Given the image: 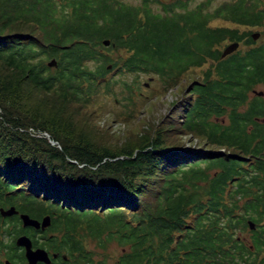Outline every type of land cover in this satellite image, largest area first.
I'll list each match as a JSON object with an SVG mask.
<instances>
[{
	"label": "trees",
	"instance_id": "obj_1",
	"mask_svg": "<svg viewBox=\"0 0 264 264\" xmlns=\"http://www.w3.org/2000/svg\"><path fill=\"white\" fill-rule=\"evenodd\" d=\"M193 2L0 0V206L18 211L0 214L3 257L25 259L26 234L54 264H105L90 241L121 246L113 264H264V40L250 37L264 36V2ZM194 68L120 143L84 111L101 94L129 108L141 76L167 91ZM23 212L50 225L24 227Z\"/></svg>",
	"mask_w": 264,
	"mask_h": 264
},
{
	"label": "rangeland",
	"instance_id": "obj_2",
	"mask_svg": "<svg viewBox=\"0 0 264 264\" xmlns=\"http://www.w3.org/2000/svg\"><path fill=\"white\" fill-rule=\"evenodd\" d=\"M128 2H134L135 0H126ZM200 0H194V3H197ZM225 0H213L212 6H216L218 3ZM264 2V0H263ZM264 7V3L263 6ZM219 22L217 21L216 24ZM253 32H260L258 30H252ZM264 40V36H259L255 41V44L258 45L260 42ZM231 43V42H229ZM224 43V46L229 44ZM223 46V47H224ZM223 47L221 49H223ZM244 46L240 45V49L242 50ZM114 55V53L112 54ZM110 66V65H109ZM108 66V68H109ZM200 68H194L193 71H190V77H187L186 80L181 83V85H177L175 87L169 88L167 91H163L160 82L156 81L152 76L143 75L140 77L139 82L142 85L141 91L143 92L141 95H137L133 104H128L129 108L120 104L115 105L112 103L113 98L110 95L101 94L98 97H95L93 100V104L87 106L84 111L91 112V119L96 123L98 130L103 134V140H105L108 144L114 145L120 143L123 139H125L129 133L136 132L142 125L147 122L157 123L159 121V117H162L166 114L167 110L171 106V103L177 100L180 96V88L184 85V82L188 79H191L193 76L200 75ZM125 78H132L131 75H126ZM120 90L116 87V92ZM255 90H261L264 93V84H260L256 86ZM116 102V101H115ZM117 104V103H116ZM129 110L133 113L128 118L126 116L121 115L124 112L128 113ZM138 112V113H137ZM1 114V109H0ZM224 120V117H220ZM34 129V136H38L35 133L37 132L35 127H29ZM29 131V129H27ZM185 147L192 148L194 146L201 145L200 139L197 137H192L191 134L185 135ZM45 137V136H44ZM46 138V137H45ZM50 142V141H49ZM50 144H52L50 142ZM3 207V206H0ZM241 238H244L247 242L250 240L249 232H237ZM4 242L8 241L6 237ZM90 249L97 251L100 255H94V259L102 260L105 256V264H113L115 262V257L121 253V246L116 244L115 242L110 243L107 246V249L99 248L94 241H90L87 245ZM3 254H0V259L2 260Z\"/></svg>",
	"mask_w": 264,
	"mask_h": 264
},
{
	"label": "water",
	"instance_id": "obj_3",
	"mask_svg": "<svg viewBox=\"0 0 264 264\" xmlns=\"http://www.w3.org/2000/svg\"><path fill=\"white\" fill-rule=\"evenodd\" d=\"M264 10V7H263ZM260 36L259 32H253L251 33V37L253 38V40H256L258 37ZM102 43L107 46L110 43L109 39H104L102 40ZM239 43L237 41L235 42H231L229 44H227L224 49L222 50L221 53V57H225L229 54H231L232 52H234L237 48H238ZM48 66L53 67L56 66V60L55 59H51L47 62ZM110 68V66H109ZM253 94H256L258 96H263L264 93L261 90H254ZM18 211L14 209V207H8V208H3L0 207V214L2 216H10L12 214H17ZM19 218L21 220L22 226L24 227H33L35 229H41L44 230L46 227H48L50 225V216L49 215H45L43 216L41 219H37L34 217H31L28 213H19ZM248 225L250 228H254L255 227V223L252 222L251 220L248 221ZM15 245L18 247H22L24 249V258L28 261V264H36L37 262H43L46 264L50 263V255L48 253V251H46L44 248L42 247H33L32 244V240L30 239L29 236H27L26 234H21L18 235L15 238L14 241ZM57 255L54 253L52 254V257H56ZM63 258H66L63 255ZM5 264H13L9 259L4 260Z\"/></svg>",
	"mask_w": 264,
	"mask_h": 264
},
{
	"label": "flooded vegetation",
	"instance_id": "obj_4",
	"mask_svg": "<svg viewBox=\"0 0 264 264\" xmlns=\"http://www.w3.org/2000/svg\"><path fill=\"white\" fill-rule=\"evenodd\" d=\"M260 33V32H259ZM251 37V36H250ZM252 38V37H251ZM259 38V37H258ZM252 40H253V38H252ZM257 40V39H256ZM256 40H253L254 42L256 41ZM226 46V45H225ZM224 46V47H225ZM224 47H223V49H224ZM222 49V50H223ZM249 229L250 230H253V229H255V227L254 228H250L249 227ZM250 236V235H249ZM15 241V240H14ZM15 244V243H14ZM18 247V246H17ZM34 247V246H33ZM19 251H23V256H24V249L22 248V247H19ZM50 255V254H49ZM52 256L50 255V258H51ZM53 258H55V257H53ZM6 259H8V258H3L2 260L0 259V264H5L4 263V260H6ZM13 264H28V261L26 260V259H21V260H17V259H14V260H10ZM36 264H46V263H43V262H37ZM49 264H54V262H53V260L51 259L50 260V263Z\"/></svg>",
	"mask_w": 264,
	"mask_h": 264
},
{
	"label": "built area",
	"instance_id": "obj_5",
	"mask_svg": "<svg viewBox=\"0 0 264 264\" xmlns=\"http://www.w3.org/2000/svg\"><path fill=\"white\" fill-rule=\"evenodd\" d=\"M29 131L32 133V132H34V129H33V128H29ZM32 134H34V133H32ZM35 134L38 135V136H41V137L45 136L47 139H49V141H50L53 145L56 144L55 141H53V140H51V139L49 138V135H48L46 132H41V133H40V132H36Z\"/></svg>",
	"mask_w": 264,
	"mask_h": 264
}]
</instances>
